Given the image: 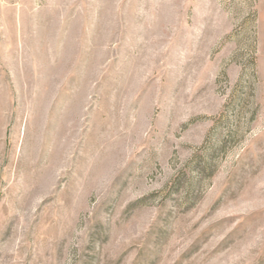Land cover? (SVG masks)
<instances>
[{"label": "rangeland", "instance_id": "374dc122", "mask_svg": "<svg viewBox=\"0 0 264 264\" xmlns=\"http://www.w3.org/2000/svg\"><path fill=\"white\" fill-rule=\"evenodd\" d=\"M0 264H264V0H0Z\"/></svg>", "mask_w": 264, "mask_h": 264}]
</instances>
